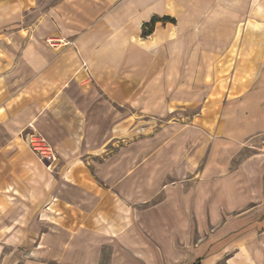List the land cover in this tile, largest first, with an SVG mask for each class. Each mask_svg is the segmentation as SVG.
<instances>
[{
  "label": "crops",
  "instance_id": "0c3cea01",
  "mask_svg": "<svg viewBox=\"0 0 264 264\" xmlns=\"http://www.w3.org/2000/svg\"><path fill=\"white\" fill-rule=\"evenodd\" d=\"M240 11V0H0V264H208L209 244L185 248L189 213L216 220L240 210L236 220L250 221L264 212V151L250 148L229 172L228 150L264 137V34L251 15L242 30ZM94 89L110 104L155 115L169 100L199 97L218 160L199 181L160 176L157 163H167L156 158L154 176H93L71 154L90 143L76 100H91ZM231 108L232 120L221 123ZM31 127L56 150L51 167L24 140ZM168 177L175 182L165 186ZM163 188L158 205L170 218L164 224L154 211L147 225L157 240L132 237L130 199Z\"/></svg>",
  "mask_w": 264,
  "mask_h": 264
},
{
  "label": "rangeland",
  "instance_id": "374dc122",
  "mask_svg": "<svg viewBox=\"0 0 264 264\" xmlns=\"http://www.w3.org/2000/svg\"><path fill=\"white\" fill-rule=\"evenodd\" d=\"M240 6L242 21L238 23H241L242 30L247 28L245 25L249 24V15H251L258 18L255 28L258 32H261L260 34H264V0H240ZM251 21L256 23L253 19ZM253 25L248 28L252 27L251 29H254ZM149 29V27L145 28L143 32L146 33ZM256 39L262 43L261 38ZM214 40L215 38L212 39V42ZM60 41L63 40H50L49 43L55 45ZM66 43L69 44L70 41ZM90 93L92 95L91 100H76V103L84 110L81 113L82 122L80 123L82 137L84 141H87L86 136L89 135L90 143L73 151L71 155L76 154L75 159L78 164L88 167L93 176L97 178L98 176H105L104 173L107 170L111 174L113 171L114 176H140L142 170H150V172H143V176H154L156 171H153V169L156 166L152 163L156 158V161H163L164 159L167 163L164 168H160L161 166L157 163L156 168H159L160 176H186V178L189 176L190 179L199 181L203 179V176H201L203 168L209 162L211 165L213 160H218L217 157L222 149L219 148L220 145L216 142L217 136L215 134L204 132L207 123L200 117L203 108L199 97L194 96L192 98L194 101H187V99L179 102L169 100L167 109L163 113L155 115L141 113L131 103L110 104L98 89H94ZM87 113L89 116H87ZM228 113L230 115L222 118L221 123L227 124L228 120H232V108ZM193 127L201 133L196 134ZM228 136L231 137L228 140L232 146L233 136ZM243 143L249 147L239 151L230 147L231 149L229 148L230 150L227 152V154L230 153L229 172H233L234 169L239 167L240 160L247 157L251 152L252 149L250 148H261L260 150L264 151V137L262 136L258 138V145H254L251 138H247V142ZM89 152H93L91 153L93 155H89ZM140 152L142 158L141 154L139 156ZM213 156L216 157L213 158ZM218 174L215 173L216 176ZM173 180L172 177H168L167 181L163 183L166 186L175 182ZM118 183V181L114 182L116 191H118ZM164 188L162 192L160 190L156 196L145 201L139 202L137 198L130 199L129 209L125 213L128 219L125 220L124 225L132 237L142 236L150 243L157 240L156 238L159 235L147 225L149 220H153L154 211L160 218L163 215V222L170 218L168 214L163 212L162 208L164 207L158 205L159 203L162 206L165 204V194L163 192L166 189ZM156 205L158 206L155 207ZM246 208L247 210L250 209L249 207ZM241 213L243 212H240V210L222 213L216 220L214 215H204L201 219L196 214L189 213L188 219L191 224L189 232L193 240L185 248L191 252L193 249L201 247L205 242L209 244L207 254L203 255L206 257L213 252L216 253L210 255V260L207 261L208 264H264V226L261 225L264 212L255 215V218L250 221L248 220L249 216H246L247 218L243 221H237L236 218ZM113 223L116 225V229H113V232L115 231L113 237L118 238L117 236L120 235L116 234L118 233L119 222L116 216ZM166 231H169V229ZM161 244L162 242L159 244L160 248L163 247ZM114 247L117 251L129 250L130 253L133 252L125 245H114ZM131 262L148 264L144 260H132ZM197 262L202 263L200 260L196 261L195 264Z\"/></svg>",
  "mask_w": 264,
  "mask_h": 264
},
{
  "label": "built area",
  "instance_id": "2783aa9c",
  "mask_svg": "<svg viewBox=\"0 0 264 264\" xmlns=\"http://www.w3.org/2000/svg\"><path fill=\"white\" fill-rule=\"evenodd\" d=\"M24 140L41 159L49 161V167H51V162L56 160V152L49 140L33 127L32 131L24 136Z\"/></svg>",
  "mask_w": 264,
  "mask_h": 264
},
{
  "label": "trees",
  "instance_id": "16d2710c",
  "mask_svg": "<svg viewBox=\"0 0 264 264\" xmlns=\"http://www.w3.org/2000/svg\"><path fill=\"white\" fill-rule=\"evenodd\" d=\"M154 22H155V20H153L152 23L150 24V27H149L150 29H149V31H151V30L153 29ZM147 25H148V24H147Z\"/></svg>",
  "mask_w": 264,
  "mask_h": 264
}]
</instances>
